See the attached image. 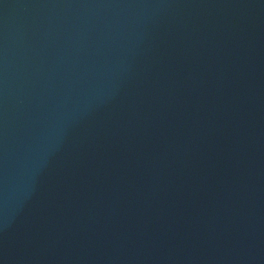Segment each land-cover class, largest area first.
I'll use <instances>...</instances> for the list:
<instances>
[{"label": "water", "instance_id": "1", "mask_svg": "<svg viewBox=\"0 0 264 264\" xmlns=\"http://www.w3.org/2000/svg\"><path fill=\"white\" fill-rule=\"evenodd\" d=\"M0 264H264V0H0Z\"/></svg>", "mask_w": 264, "mask_h": 264}]
</instances>
